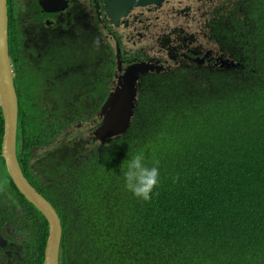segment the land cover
Wrapping results in <instances>:
<instances>
[{
  "label": "trees",
  "instance_id": "1",
  "mask_svg": "<svg viewBox=\"0 0 264 264\" xmlns=\"http://www.w3.org/2000/svg\"><path fill=\"white\" fill-rule=\"evenodd\" d=\"M240 2L253 25L226 15L209 32L244 68L181 64L144 74L127 129L104 143L67 140L109 90L115 58L97 32L76 68H67L75 33L62 36L66 54L53 45L55 86L38 106L33 101L47 87L31 78L34 68L14 61L17 159L60 217L59 264H264V0ZM248 30L256 34L243 38ZM89 87L88 102L56 97ZM140 149L159 160V184L147 201L124 190L119 175L122 161ZM0 183L27 220L43 224L35 232V264H42L45 220L4 168ZM13 224L21 225L16 214Z\"/></svg>",
  "mask_w": 264,
  "mask_h": 264
},
{
  "label": "rangeland",
  "instance_id": "2",
  "mask_svg": "<svg viewBox=\"0 0 264 264\" xmlns=\"http://www.w3.org/2000/svg\"><path fill=\"white\" fill-rule=\"evenodd\" d=\"M165 1L166 0L160 3V5H153V4L145 5L146 7H155V9L149 8V10L144 12L147 21L145 22V24L135 25L136 31H134L132 35L135 37L130 38L131 37L130 30H124L121 28L118 31L120 33H122L121 30L123 31V35L118 33L119 36H121L120 39L122 42L123 49L128 53L129 56H133L131 52L134 50H136L137 52L143 51L150 58L155 60V62L146 61V63L156 65L157 67L164 69L172 66L173 64L169 62L168 64L163 65L162 62H160V59L165 57V54L164 52H160V51H166L165 49L170 46L171 39L173 38L174 35H186L198 39L197 45H195V43L193 42H191V44L189 45L191 50L198 53L200 57H206L210 65L214 66L213 64L216 63V59H217L215 54L220 52L222 53L223 48L221 46V43L217 42L216 39L210 35L209 30L212 23H216V22L222 23L226 15L219 13L218 15L219 19L218 20L214 19L212 16L213 10L215 7L219 5L218 1L226 2L225 6L228 9L233 6V3H238L239 0H217V3L215 2L214 4H211L208 0H203V2L198 0H180V2H178V0H169L167 3ZM60 2L64 4L62 0H60ZM6 5H7V0H6ZM171 7L173 8V10H171ZM207 8H209L210 12L206 11ZM206 24H207L206 35H204L201 34L200 32L202 29H204ZM255 34L256 32L248 30L246 33L242 34V37L250 38L252 35ZM76 40H80V39H76ZM164 41L167 42L163 44ZM109 45L112 53L115 56L116 62L118 64H121V58L119 53L120 51L118 50L115 43L111 39L109 41ZM159 45L162 46V48ZM75 47L77 48H74L73 50V60L71 62V65L68 66L67 68H76L78 62L83 60L79 55L80 54L79 46H75ZM58 51L66 54L68 52L67 46L64 45L63 43H60ZM198 61L199 59L197 60V62ZM133 62L134 61L130 60L125 63H130L128 65L130 66L133 65ZM54 64H55V59L53 57L45 58V62L43 63L44 70L41 69L38 72V75L34 76L35 79L34 81L37 84L50 81L54 77V67H53ZM200 67L207 68L208 70L209 68H211L206 65H201ZM243 68L244 66H242V69ZM25 76L29 78V76L26 73ZM14 78L16 79L15 73H14ZM111 87L112 86L110 85L107 94L111 91L110 90ZM75 89H76L75 87H72L70 90L73 91ZM82 94L83 93L76 91L71 96H67L66 94H58L57 96L59 98L76 99L77 96ZM16 99H17V94H16ZM33 102H34L33 104L36 106L40 104L39 99ZM17 106H18V100H17ZM90 121H93L92 124L94 125V127L92 129H91L92 125L88 123ZM100 121L101 118L98 115L92 117L91 120L89 121H80V122L77 121L72 126L68 134L67 140H71L72 138L90 140L93 138V141L99 143L106 142L111 138L106 139L104 142H102L97 138H95L93 135V131L99 125ZM2 122L3 120L1 121V127L3 133ZM50 123L52 124V127H57L54 118L50 119ZM40 128H43V126H41ZM90 129L91 132L89 135ZM53 145L55 146L56 143L54 142ZM56 171L57 169L52 171L50 176L51 177L56 176L57 175ZM2 173H3V166L0 162V175ZM46 184L47 183L41 182V185L44 188H46ZM3 190L4 189H2V185L0 183V219L5 218L4 216L5 214H7V212H4L3 210L12 206L13 215L16 214L20 220L21 225L19 224L20 231H18V233L21 235L20 237L16 236L17 238H19V240L17 242L18 247L15 248L14 251L8 247L9 239L6 236L0 238V264H35V258H36L35 255L37 251L36 243L39 240V235L38 237L36 236L35 229L37 230L39 226L42 227L43 224L38 222V219H36L37 217H35L33 220H27V215L24 214L26 210L24 208H20L19 206L15 207V205L11 201V196H9V191L7 190L3 191ZM37 192L40 193L39 191ZM58 218L60 220L59 216ZM60 225H61V220H60ZM61 235H62V227H61ZM59 252H60V245H59ZM59 252H58V264H59V254H60ZM42 264H43V252H42Z\"/></svg>",
  "mask_w": 264,
  "mask_h": 264
},
{
  "label": "flooded vegetation",
  "instance_id": "3",
  "mask_svg": "<svg viewBox=\"0 0 264 264\" xmlns=\"http://www.w3.org/2000/svg\"><path fill=\"white\" fill-rule=\"evenodd\" d=\"M58 1L56 4L46 5V9L42 8L37 0H7V28H8V48L10 53V62L12 64L13 75L15 73L14 61H18L17 68H25L30 70L34 68L37 72L32 73L31 78L38 75V72L43 69L45 58L52 57L53 45L59 46L62 43V36L70 37L73 33L75 36L73 39L72 48L79 46V51L85 48L92 47L93 35L97 32L98 35L103 38L108 44L110 39L114 42L117 38L120 47L121 66L128 61H151L150 58L143 51H132L133 56H129L123 49L121 36L118 32L121 28L124 30H130V38L134 31H136V24H145L147 18L144 12L155 7H137L132 10L127 16L121 19V23L115 27L110 25L102 17L98 18L95 11V0H48ZM169 0H166L167 3ZM203 2V0H198ZM211 4L215 3V0H208ZM180 2V0H178ZM150 9V10H151ZM171 10L173 8L171 7ZM210 12L209 8L206 10ZM109 23V24H108ZM168 28V27H167ZM166 28V29H167ZM207 24L204 29L201 30V34L206 35ZM123 35V31L121 30ZM106 33V34H104ZM181 36L186 35H174L171 39V44L164 52L165 57L160 59L163 65L171 62L184 64L186 60L190 59L188 52H191V42L197 45L198 39L191 36H186L187 42H183ZM137 38V37H136ZM80 39V40H76ZM167 41H164L165 44ZM160 46V45H159ZM162 48V46H160ZM198 47V46H196ZM72 48H69L73 50ZM88 53V52H81ZM169 68V67H168ZM54 72V77H55ZM54 77L52 79H54ZM52 79L50 81H52ZM93 99V88L89 87L87 94H82L76 97L78 102H88ZM93 121L88 122L94 127ZM89 131V135L91 132ZM7 212L5 218L0 219V238L6 236L9 239L8 247L11 250H15L18 247V240L16 236L20 229L16 228L13 224V209L12 206L3 210ZM37 230L35 229V232Z\"/></svg>",
  "mask_w": 264,
  "mask_h": 264
},
{
  "label": "water",
  "instance_id": "4",
  "mask_svg": "<svg viewBox=\"0 0 264 264\" xmlns=\"http://www.w3.org/2000/svg\"><path fill=\"white\" fill-rule=\"evenodd\" d=\"M46 9V5L58 1L37 0ZM104 15L110 23L117 24L120 17L126 15L133 7L160 5L164 0H101ZM98 8V5H95ZM221 65L233 66L222 61ZM160 67L148 63H138L123 68L118 76L115 88L109 92L99 109L101 118L93 135L104 142L106 139L122 134L128 127L132 117L136 99L138 78L147 71H160ZM120 71V66L117 68ZM0 111L3 119V133L0 144V157L5 173L23 198L31 204L44 218L47 225V236L43 248V264H58V252L61 238L60 220L51 204L36 191L24 177L16 156V111L17 99L13 82V69L8 54L7 5L0 0Z\"/></svg>",
  "mask_w": 264,
  "mask_h": 264
},
{
  "label": "clouds",
  "instance_id": "5",
  "mask_svg": "<svg viewBox=\"0 0 264 264\" xmlns=\"http://www.w3.org/2000/svg\"><path fill=\"white\" fill-rule=\"evenodd\" d=\"M215 2L217 3V0ZM225 3L226 2L218 1V4H225ZM96 4L98 5V8L95 7L96 16L98 18L102 17V19H105L108 22V20H109L108 17H105V15H104L103 2L101 0H95V5ZM137 7L143 8L146 6H137ZM137 7H133L127 14H129L132 10H134ZM233 7L234 6H232L231 8H233ZM236 7H237V11L232 12V11H230L231 8L227 9L225 5L224 6H217L214 8L212 16L214 19L218 20L219 19L218 15H219V13H221V14H225L227 16L237 18L238 20H240L241 22H243L245 24L253 25L252 21L250 19L251 16H248L246 14V10L240 9V7H241L240 0L238 1V3H236ZM127 14L120 17V19L117 21V24H120L121 19L125 18L127 16ZM215 15H217V16H215ZM109 23H110V21H109ZM110 25H112V27L116 26L115 24H112V23H110ZM7 33H8V28H7ZM181 38H182L183 42L188 41L186 36H181ZM115 39L116 40L114 41V43H115L116 47L118 48V50L120 51V47L118 44L119 41L117 40V38H115ZM109 47H110V45H109ZM8 54H9V50H8ZM188 55H189L190 59L186 60V62L184 64H195L197 66L206 65L209 67H220V68H224V69H232V68L236 69V68H238L237 70L242 69V66H244L242 63L231 59L229 56L225 55L223 52L215 54L217 59H216V63L213 64L214 66L210 65V63L206 57H200L198 55V53L194 52L193 50L191 52H188ZM114 58H115V56H114ZM9 59H10V55H9ZM198 59H199V61L197 62ZM222 61H226L227 63H232L233 66H231V67L223 66V65H221ZM138 63H146V61H135V62H133V64H138ZM129 64L130 63H124L123 66H121V64H118L116 62V59H115V67L113 70L112 78L110 79V85L112 86L110 89L111 91L115 88L118 76L122 74L123 68L127 67ZM181 64L182 63H175L172 66H170L169 68H172V67H175V66L181 65ZM119 66H120V71H117V68ZM153 66H156V65H153ZM11 67H13L12 64H11ZM169 68L161 69L159 72L165 71ZM148 72L158 73L156 71H147L143 74H140L139 78H138V84H139L141 77ZM13 79H14V75H13ZM42 83L47 87V89H46L45 95L39 101L45 99L48 96L50 90L55 86L52 83V81H47V82H42ZM60 94H62V93H60ZM108 94L106 93V96L102 100V102H101L100 106L98 107L94 116L98 115L99 109L102 106V104L105 101ZM136 94H137V91H136ZM56 97L59 98L58 96H56ZM60 99H62V98H60ZM0 115H1V111H0ZM20 116H21V111L19 113V107H18L17 111H16V136H15V156H16V159H17V128H18V121L20 119ZM1 118H2V115H1ZM2 126H3V122H2ZM0 162L4 168L3 161L1 159V157H0ZM17 162H18V159H17ZM18 165H19V162H18ZM119 175H120V179L122 181V187L124 188V190L131 193V195L135 198L147 201L151 198V196L155 195V192L153 190L159 184V160L156 159L155 157L146 156L144 149L136 150L132 154L127 155V158L122 161Z\"/></svg>",
  "mask_w": 264,
  "mask_h": 264
}]
</instances>
